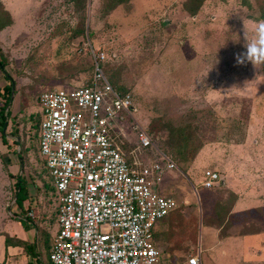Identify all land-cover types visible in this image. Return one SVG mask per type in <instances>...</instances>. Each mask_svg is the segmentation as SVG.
I'll list each match as a JSON object with an SVG mask.
<instances>
[{
  "label": "rangeland",
  "instance_id": "1",
  "mask_svg": "<svg viewBox=\"0 0 264 264\" xmlns=\"http://www.w3.org/2000/svg\"><path fill=\"white\" fill-rule=\"evenodd\" d=\"M185 2L0 0V24L9 22L0 31L1 59L14 93L6 137L0 133V233L23 236L14 203L21 175L24 207L38 227L39 262L49 264L57 210L38 153L37 97L85 86L93 73L91 46L105 52L106 75L117 73V87L133 95L132 114L117 123L130 140L126 152L148 164H163L161 155L176 164L158 186L177 205L154 229L163 261L186 264L199 255L202 264H264V206L233 212L237 196L223 181L202 187L207 170L223 180L225 160L252 128L264 132L263 65L236 59L264 23L255 20L264 0H204L195 15ZM5 80L0 70V91ZM137 127L151 138L149 149L138 147ZM257 137L248 138L251 149ZM246 154L256 159L262 153Z\"/></svg>",
  "mask_w": 264,
  "mask_h": 264
},
{
  "label": "built area",
  "instance_id": "2",
  "mask_svg": "<svg viewBox=\"0 0 264 264\" xmlns=\"http://www.w3.org/2000/svg\"><path fill=\"white\" fill-rule=\"evenodd\" d=\"M87 53L93 61L89 85L37 97L38 153L57 210L49 263L174 264L163 261L153 233L177 207L172 196L158 191L167 169L176 164L164 155L163 164H148L139 153L126 152L124 143L130 140L117 123L132 114L133 95L120 94L110 84L101 64L105 52L88 46ZM136 137L139 148L153 146L140 127ZM222 181L217 171L207 170L202 187L212 189ZM185 263L202 264L199 255Z\"/></svg>",
  "mask_w": 264,
  "mask_h": 264
},
{
  "label": "crops",
  "instance_id": "3",
  "mask_svg": "<svg viewBox=\"0 0 264 264\" xmlns=\"http://www.w3.org/2000/svg\"><path fill=\"white\" fill-rule=\"evenodd\" d=\"M260 131L252 128L246 141L233 147V156L225 160L222 184L237 196L233 206V212H239L249 207L259 208L264 206V132L261 131L260 136L258 134ZM252 135L255 137L258 135V139H253L252 141L255 144L253 145V149L247 145L249 142L248 138ZM246 152L262 154L260 158L254 159L249 157ZM216 166L213 167L217 169L218 167ZM19 224L21 223L19 222ZM23 230L24 232L21 238L8 234L9 244H6V238L2 237L5 234L1 231L0 264H43V262H39L38 257L36 259L41 249L37 225L33 223V227L23 228ZM27 234H29V237ZM15 241L32 245L33 249L27 248L28 251H26L22 245L14 244L16 243Z\"/></svg>",
  "mask_w": 264,
  "mask_h": 264
},
{
  "label": "trees",
  "instance_id": "4",
  "mask_svg": "<svg viewBox=\"0 0 264 264\" xmlns=\"http://www.w3.org/2000/svg\"><path fill=\"white\" fill-rule=\"evenodd\" d=\"M204 0H187V2H185L184 7L186 9V11H188L191 15H195L197 13V11L199 10V8L201 7L202 3ZM258 21H264V5L262 7H260V11H259V16L255 19ZM9 25L8 23H1L0 24V31L5 27ZM2 55L0 52V70L4 76V79L7 78L6 81V85L4 87H2V90L0 91V97L4 98V103L0 106V133L2 135L3 138L6 137L5 135V131L4 128L7 124V118L10 116V103H11V94H12V85H11V79L9 77V75L6 73L5 71V65L3 60L1 59ZM93 69V68H92ZM263 70H264V65H263ZM104 73L106 75V71L104 70ZM107 79L109 80L110 84L112 85V87L119 92L120 94H124L126 92H128L127 90H120L117 87V73L112 72V74L110 75V78L106 75ZM92 76L90 77L91 80ZM90 80L87 82V85H89ZM84 87V86H82ZM38 127H39V122H38ZM18 140H16L15 142H17ZM182 150L183 149H177V155H182ZM16 154L18 155V159H19V163H20V159H21V155L19 152L16 151ZM16 190H15V198H14V203L18 206L19 212L15 215V219L16 221L20 222L21 225L24 228L28 227V222H31V220L28 218V213H27V207L25 206V201L28 199V194H27V188L24 184L23 179L21 178V175L17 176V181H16ZM6 244L10 243V240L8 237H6L5 240ZM16 245H22L23 248L27 250V248H30L32 245H28L25 242H21V241H15Z\"/></svg>",
  "mask_w": 264,
  "mask_h": 264
},
{
  "label": "clouds",
  "instance_id": "5",
  "mask_svg": "<svg viewBox=\"0 0 264 264\" xmlns=\"http://www.w3.org/2000/svg\"><path fill=\"white\" fill-rule=\"evenodd\" d=\"M245 40L246 51L236 57L237 63L242 65L250 62L254 66L264 65V23L259 24L256 35L251 41Z\"/></svg>",
  "mask_w": 264,
  "mask_h": 264
},
{
  "label": "water",
  "instance_id": "6",
  "mask_svg": "<svg viewBox=\"0 0 264 264\" xmlns=\"http://www.w3.org/2000/svg\"><path fill=\"white\" fill-rule=\"evenodd\" d=\"M164 24H166V23H164ZM13 97H14V93H13V86H12L11 100L13 99Z\"/></svg>",
  "mask_w": 264,
  "mask_h": 264
}]
</instances>
